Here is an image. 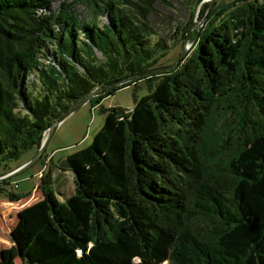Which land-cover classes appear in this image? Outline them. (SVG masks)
<instances>
[{"label":"trees","instance_id":"trees-1","mask_svg":"<svg viewBox=\"0 0 264 264\" xmlns=\"http://www.w3.org/2000/svg\"><path fill=\"white\" fill-rule=\"evenodd\" d=\"M157 1L0 0V175L82 98L158 66ZM239 1L174 69L90 98L103 123L57 164L73 192L45 171L0 264H264V0ZM133 82L130 109L101 105Z\"/></svg>","mask_w":264,"mask_h":264},{"label":"rangeland","instance_id":"rangeland-1","mask_svg":"<svg viewBox=\"0 0 264 264\" xmlns=\"http://www.w3.org/2000/svg\"><path fill=\"white\" fill-rule=\"evenodd\" d=\"M233 1L160 0L155 2L154 10L148 15L149 21L160 36L170 45L165 55L159 58L157 65L174 63L184 48L187 50L186 57L192 55L196 49L199 35L209 21L213 20L211 24L215 25L225 15L237 11L238 9L235 10V7H245V1L234 2V4ZM186 25L188 26L187 32L185 37L182 38V27ZM176 39L177 41H175ZM147 92L148 88L145 82H133L104 96L100 103L105 107L119 105L130 109L134 103V93L140 96ZM103 119L104 114L100 110L99 105L96 104V101H90L89 99L66 116L57 126L44 151L45 154L52 156V159L49 157L45 163L44 170L41 169L38 172V169L43 166V162L46 161L45 156L43 161H37L17 175L7 178V190L20 197L16 200H10L5 197L3 192H0V247L12 244L10 227L15 223L18 211L42 196L38 188L41 178L39 177L40 174L43 175L48 170L53 172L59 168L57 164L61 159L73 151L87 146L92 141L94 134L100 129ZM36 151L35 147L26 150L18 159L10 161L9 165L17 167L20 162L34 156ZM2 171L3 168L0 166V173ZM37 180L38 182L35 184ZM53 181L55 182V180ZM65 182L69 188L72 185L74 186L71 175L65 177ZM52 187L55 194L59 195L55 183L52 184ZM2 198L3 201H1ZM15 262L16 264H24L19 257L16 258Z\"/></svg>","mask_w":264,"mask_h":264},{"label":"water","instance_id":"water-1","mask_svg":"<svg viewBox=\"0 0 264 264\" xmlns=\"http://www.w3.org/2000/svg\"><path fill=\"white\" fill-rule=\"evenodd\" d=\"M186 55H187V50L184 48L182 50V52L179 54L176 61L172 64L157 66V67L148 69L147 71H144L140 74H136V75L124 78L122 80H119V81L107 86L106 88H104L102 90L92 92L89 95H87L86 97L82 98L80 101H78L76 104H74L67 112H65L63 114V116H61V118H59L55 122H53V124L47 129V132L43 136L42 141H41L40 145L38 146V149H37L35 155L32 156L31 158H29L28 160L24 161L23 163L19 164L17 167L13 168L12 170L8 171L7 173L0 175V180L3 178H6V177H11V176L17 175L18 173L24 171L26 168H28V167L32 166L34 163H36L39 160V158L42 157V155H43V153H44V151L48 145V142H49L51 136L53 135L54 131L56 130L57 126L59 125V123L66 116H68L72 111H74L77 107H79L80 105H82L83 103L88 101L91 97L102 94V93L106 92L107 90H110L111 88H115L117 86H120L123 83L128 82V81H130L136 77H140V76L147 75V74L154 73V72H161V71H167V70L174 69L185 59Z\"/></svg>","mask_w":264,"mask_h":264},{"label":"crops","instance_id":"crops-1","mask_svg":"<svg viewBox=\"0 0 264 264\" xmlns=\"http://www.w3.org/2000/svg\"><path fill=\"white\" fill-rule=\"evenodd\" d=\"M36 150H37V148H36ZM45 157H46V161L43 162V166L40 169H38V172L41 169H43V170L45 169V166H46L45 163L48 161V158L50 156L46 153ZM50 159H52V156L50 157ZM53 175L54 176L56 175L55 178H54ZM69 175H71L72 178H73V174H72V172L70 170H62V169H59V168L55 169L52 172L53 180H55V182L53 181V183H55V186H56V188H57V190L59 192V195H56L59 200H63L64 197L70 195L73 192V190H74V186L73 185L71 186V188H69V187H67V184L65 182V177H67ZM38 180H39V178H38ZM38 180L35 182V184L38 182ZM32 191L35 192L34 189H32ZM1 201H3V198L1 199ZM7 207H9V206H7Z\"/></svg>","mask_w":264,"mask_h":264},{"label":"built area","instance_id":"built-area-1","mask_svg":"<svg viewBox=\"0 0 264 264\" xmlns=\"http://www.w3.org/2000/svg\"><path fill=\"white\" fill-rule=\"evenodd\" d=\"M42 175L40 174V176L39 177H41Z\"/></svg>","mask_w":264,"mask_h":264}]
</instances>
